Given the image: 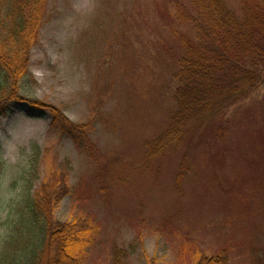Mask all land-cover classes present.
<instances>
[{
	"label": "rangeland",
	"instance_id": "1",
	"mask_svg": "<svg viewBox=\"0 0 264 264\" xmlns=\"http://www.w3.org/2000/svg\"><path fill=\"white\" fill-rule=\"evenodd\" d=\"M190 1L48 0L25 100L0 116V264L25 199L58 188L53 223L78 224L81 264H264V82L157 150Z\"/></svg>",
	"mask_w": 264,
	"mask_h": 264
},
{
	"label": "trees",
	"instance_id": "2",
	"mask_svg": "<svg viewBox=\"0 0 264 264\" xmlns=\"http://www.w3.org/2000/svg\"><path fill=\"white\" fill-rule=\"evenodd\" d=\"M240 1L237 13L224 0H191L190 9L179 16L186 30L178 36L183 53L173 75L177 110L157 150L167 146L169 138L180 142L188 127L196 129L215 110L247 98L264 82V3ZM47 3L0 0V116L7 102L25 100L19 95L20 83L29 74L31 50ZM34 105L44 110L43 105ZM45 108L53 115V124H62L73 138L85 133V125L72 123L55 108ZM59 189L25 199L2 264H81L78 224L53 223V206L67 191ZM114 257V264H124L120 256ZM198 264L230 262L221 253L204 256Z\"/></svg>",
	"mask_w": 264,
	"mask_h": 264
}]
</instances>
